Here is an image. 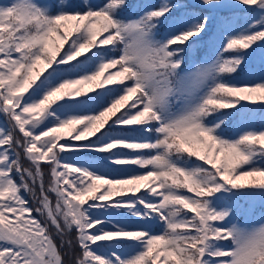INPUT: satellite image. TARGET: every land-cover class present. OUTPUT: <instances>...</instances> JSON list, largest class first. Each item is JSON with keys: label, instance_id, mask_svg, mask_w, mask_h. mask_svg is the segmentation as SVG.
Here are the masks:
<instances>
[{"label": "snow or ice", "instance_id": "obj_1", "mask_svg": "<svg viewBox=\"0 0 264 264\" xmlns=\"http://www.w3.org/2000/svg\"><path fill=\"white\" fill-rule=\"evenodd\" d=\"M0 114V264H264V0H6Z\"/></svg>", "mask_w": 264, "mask_h": 264}, {"label": "trees", "instance_id": "obj_2", "mask_svg": "<svg viewBox=\"0 0 264 264\" xmlns=\"http://www.w3.org/2000/svg\"><path fill=\"white\" fill-rule=\"evenodd\" d=\"M6 2V0H0V3ZM93 2H102V0H93ZM132 3H136V2H140L143 3L144 0H131ZM152 2H155V0H152ZM161 31H163V29H161ZM209 52L206 48L202 47V46H197L195 49L191 50L188 53V56L186 57V60L189 58L192 59H196V60H200L202 59L204 56L208 55ZM5 121V117L0 114V124H4ZM253 125L255 127H261L264 126V122H262L260 119H256L255 121H253ZM239 127L238 122H237V118H233L230 119V121L227 124V130H228V134H232V132H234L237 128ZM23 163L25 164V166H28V161L24 160ZM44 171H45V176H44V181H45V185L47 186L48 182L50 181V175L48 172V168L47 165L45 164L44 166ZM25 198L29 201L30 204H32L33 207H36V204L33 203V197L29 194V193H25ZM55 201V197L53 196V202ZM241 203H244L243 201ZM244 207L247 209L249 207L248 204H244ZM34 215H37L38 218L39 215L37 213H33ZM125 223H127L130 226H134L140 223V221L134 217V216H124L121 218ZM236 222L240 223V224H257L260 222H264V204H261L260 202H256L252 208V210L250 212H244L241 213L239 215V217L237 218ZM154 229L156 231H159L160 226L159 225H154ZM54 231V229H53ZM72 236H75V230H73L72 232ZM76 252H79V247L77 246L75 249ZM65 259H67V257H65Z\"/></svg>", "mask_w": 264, "mask_h": 264}]
</instances>
